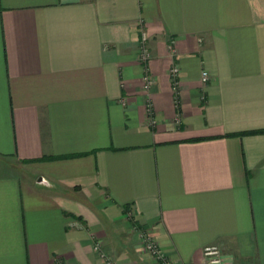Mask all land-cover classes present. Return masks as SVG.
<instances>
[{"label": "crops", "instance_id": "1", "mask_svg": "<svg viewBox=\"0 0 264 264\" xmlns=\"http://www.w3.org/2000/svg\"><path fill=\"white\" fill-rule=\"evenodd\" d=\"M143 231L264 264V0H0V264H159Z\"/></svg>", "mask_w": 264, "mask_h": 264}, {"label": "built area", "instance_id": "2", "mask_svg": "<svg viewBox=\"0 0 264 264\" xmlns=\"http://www.w3.org/2000/svg\"><path fill=\"white\" fill-rule=\"evenodd\" d=\"M168 50L170 54H173V48L171 45L168 46ZM150 51L147 47V34L144 30L141 31V38L138 47V60L143 66V74H142V89L147 91L153 84V77L150 72ZM179 69L178 67L171 62L169 67V75L173 83V89L177 85L176 76L178 75ZM209 75L208 73L203 70L201 72V81L204 83L207 81ZM150 110V109H148ZM150 117V116H149ZM149 123L154 124L155 119L149 118ZM141 239L143 242L144 249L147 253L159 264H173L172 261L168 258V256L164 253L163 249L155 243L153 238L146 232L141 233ZM93 251L98 253V255L103 258L104 264H116L111 259L107 258L100 249V243L94 242L93 244ZM201 254L205 264H222V250L219 245L212 244L206 245L201 248ZM62 264V263H59ZM186 264H196L195 262L191 261Z\"/></svg>", "mask_w": 264, "mask_h": 264}, {"label": "water", "instance_id": "3", "mask_svg": "<svg viewBox=\"0 0 264 264\" xmlns=\"http://www.w3.org/2000/svg\"><path fill=\"white\" fill-rule=\"evenodd\" d=\"M38 179H40V180H41V178H38Z\"/></svg>", "mask_w": 264, "mask_h": 264}]
</instances>
